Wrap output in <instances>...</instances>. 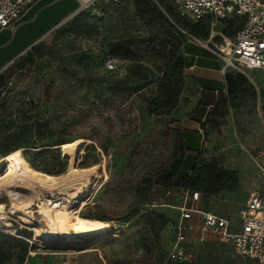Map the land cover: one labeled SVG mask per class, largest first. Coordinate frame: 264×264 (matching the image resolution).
<instances>
[{
  "label": "rangeland",
  "instance_id": "rangeland-1",
  "mask_svg": "<svg viewBox=\"0 0 264 264\" xmlns=\"http://www.w3.org/2000/svg\"><path fill=\"white\" fill-rule=\"evenodd\" d=\"M148 1L98 0L70 15L77 0H46L11 25L25 32L0 66V160L21 148L27 165L42 174L97 164L91 189L73 198L71 208L109 226L89 243L53 244L35 238V224L12 216V224H0V264H175L168 258L179 215L174 205L182 199L179 187L194 182L193 175H181V112L195 108L197 94L189 88L186 100L165 114L151 113L148 104L163 75L184 72L178 35L195 21L172 0ZM241 24L237 15L209 23V44ZM109 58L117 59L116 69L106 67ZM228 78L227 91L202 122L197 164L233 176L213 193L199 188V206L239 225L250 192L264 181V75L229 69ZM59 141L65 143L53 148ZM9 164L3 160L0 172ZM6 194L0 191V201L8 205ZM186 264L256 261L209 235Z\"/></svg>",
  "mask_w": 264,
  "mask_h": 264
},
{
  "label": "built area",
  "instance_id": "built-area-1",
  "mask_svg": "<svg viewBox=\"0 0 264 264\" xmlns=\"http://www.w3.org/2000/svg\"><path fill=\"white\" fill-rule=\"evenodd\" d=\"M36 0H0V31L10 27ZM98 0H77L74 14L93 5ZM173 6L193 21L204 20L212 25L219 18L230 15L242 17V24L230 36L222 34L213 50L224 63V72L229 69L248 73L257 69L264 75V0H172ZM116 58H109V70L118 67ZM181 201L174 205L179 210L174 224V239L168 250V258L186 264L195 255V248L213 235L223 242L231 243L243 257L264 264V181L257 190L250 192L241 211L239 225L229 217L199 206L202 192L179 187ZM177 195V193H175ZM14 217L0 224H12ZM10 223V224H8ZM31 243L32 240L28 239Z\"/></svg>",
  "mask_w": 264,
  "mask_h": 264
},
{
  "label": "bare ground",
  "instance_id": "bare-ground-1",
  "mask_svg": "<svg viewBox=\"0 0 264 264\" xmlns=\"http://www.w3.org/2000/svg\"><path fill=\"white\" fill-rule=\"evenodd\" d=\"M5 159L10 164L0 172V191H6L9 204L0 201V219L14 216L35 224V238L53 244L89 243L108 230V221L80 216L71 208L73 198L91 189L97 164H75L58 174H42L27 165L21 148L4 156L0 167Z\"/></svg>",
  "mask_w": 264,
  "mask_h": 264
},
{
  "label": "crops",
  "instance_id": "crops-1",
  "mask_svg": "<svg viewBox=\"0 0 264 264\" xmlns=\"http://www.w3.org/2000/svg\"><path fill=\"white\" fill-rule=\"evenodd\" d=\"M45 1L36 0L20 16V19L33 16L35 12L32 11L38 9ZM24 32V27L16 29L12 26L0 31V66L5 60L9 49L12 48V44H17L22 39ZM10 35L13 37V39L10 38L12 40L9 39ZM208 41V38L197 37L185 32L182 42V52L186 60L184 69L186 86L180 96L179 103L186 100V97L190 94L189 88H193L197 94L193 97L195 108L186 114L181 112L180 121L181 141L192 147V149L186 150L184 158H191L192 162L197 161L202 150L204 140L202 122L209 110L218 103L220 97L228 88L224 63L216 55Z\"/></svg>",
  "mask_w": 264,
  "mask_h": 264
},
{
  "label": "trees",
  "instance_id": "trees-1",
  "mask_svg": "<svg viewBox=\"0 0 264 264\" xmlns=\"http://www.w3.org/2000/svg\"><path fill=\"white\" fill-rule=\"evenodd\" d=\"M143 1L146 3V5H149L148 0H143ZM156 1L158 3H161V4H164L167 2V0H156ZM157 12L159 15H161L165 19V16L161 13V11L158 10ZM166 21H168V23L173 28H175V29L177 28V25H175L173 23L171 24L169 22V20H167V19H166ZM204 22H205V24H204ZM208 24L209 23L204 21V20L197 21L195 23H189L188 25L190 26V30L188 31V33H191L197 37L201 36V37L207 38L208 33H209ZM184 36H185V33H183V32H181L178 35V38L180 39L181 45H182ZM118 54L127 55L126 53H118ZM185 66H186V60L184 63V67ZM226 78H227V85H229L228 73L226 74ZM3 79H4V77L0 76V91L2 90L1 87H3ZM185 85H186V82H185L184 72L183 73H177V74L166 73L165 75H163L160 78V80L158 81V84L156 86L155 95L149 101V104H148L149 111L151 113H155V114L168 113L179 102L180 96H181V94L185 88ZM66 142H69V141H66ZM62 143H65V142L59 141V142L55 143L58 145L54 146L53 148H59L58 146L61 145ZM182 145H183L185 150L192 149V147H190L189 145H187L183 142H182ZM13 150H11V151H13ZM9 152H7V153H9ZM7 153H5V154H7ZM188 160H189V162H188ZM197 162H198V159L195 162H192L191 158H187V159L184 158L183 159L182 171H184V173L182 174L181 173L182 171H181L180 172L181 175L183 176V175L191 174V175H193V179H194L192 186L191 185H185L184 188H190L192 190H199L201 192H202V190H200V189H203L204 191H207L209 193H213V192H215V189H214L215 186H217L221 182L222 179L227 178L229 176H233V172L225 171V172L221 173L218 171V168L214 165H210V164L198 165ZM2 256H3V251H2L1 241H0V259ZM175 264H179V263L175 262Z\"/></svg>",
  "mask_w": 264,
  "mask_h": 264
},
{
  "label": "water",
  "instance_id": "water-1",
  "mask_svg": "<svg viewBox=\"0 0 264 264\" xmlns=\"http://www.w3.org/2000/svg\"><path fill=\"white\" fill-rule=\"evenodd\" d=\"M58 147H61V145H59Z\"/></svg>",
  "mask_w": 264,
  "mask_h": 264
}]
</instances>
